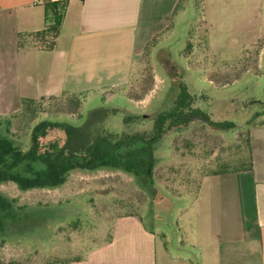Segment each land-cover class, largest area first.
<instances>
[{
    "label": "rangeland",
    "instance_id": "1",
    "mask_svg": "<svg viewBox=\"0 0 264 264\" xmlns=\"http://www.w3.org/2000/svg\"><path fill=\"white\" fill-rule=\"evenodd\" d=\"M192 1L193 6L183 1L171 24L136 56L129 75L133 76L131 86L121 89L122 95L116 93L117 89L114 96L108 91L85 93L76 111H71V103L62 97L49 101L44 115L78 122L88 109L106 104L128 108L148 119L160 103L168 104V95L172 97L182 82L190 93L204 94L195 105L206 115L215 120H230L237 128L216 131L201 120L192 121L184 131L165 135L155 150L150 184L138 183L130 174L108 169L74 171L55 188L21 190L11 181L0 182V192L15 199L17 205L69 204L73 214L65 221H46L45 238L15 234L0 241V264L83 260L92 249L113 241L114 220L126 215L136 216L142 230L157 234V241L167 252L188 253L195 207L193 190L188 188V192L182 184L188 183L197 170L207 171L215 166L213 159L219 154L231 158L235 144L245 138V122L264 110V42L241 54L246 46V32L218 25L216 30L209 29L206 36L211 40L209 49L216 54L206 53L201 3ZM122 40L117 53H122L126 46L125 38ZM114 44L104 60L116 66ZM101 65H96L94 71ZM261 120L264 115L255 122ZM33 121L29 113L4 115L0 117V131L16 142L26 143ZM107 121L109 129L123 128L121 114L110 116ZM134 124L129 126H148L145 120Z\"/></svg>",
    "mask_w": 264,
    "mask_h": 264
},
{
    "label": "crops",
    "instance_id": "2",
    "mask_svg": "<svg viewBox=\"0 0 264 264\" xmlns=\"http://www.w3.org/2000/svg\"><path fill=\"white\" fill-rule=\"evenodd\" d=\"M58 1L66 7L56 46L39 50L19 48L16 40L19 32L43 27L44 6L39 0H0V116L18 111L22 97L122 95L136 56L171 24L178 2ZM201 10L206 53L216 54L206 36L218 25L246 32L245 47L264 42V0H201ZM122 37L126 46L117 53ZM113 44L116 66L104 60ZM248 132L252 169L206 176L191 200L194 230L187 254L167 252L157 234L126 215L114 220L111 243L83 260L53 264H264V125H251Z\"/></svg>",
    "mask_w": 264,
    "mask_h": 264
},
{
    "label": "trees",
    "instance_id": "3",
    "mask_svg": "<svg viewBox=\"0 0 264 264\" xmlns=\"http://www.w3.org/2000/svg\"><path fill=\"white\" fill-rule=\"evenodd\" d=\"M183 1L193 6L192 0H178L174 13ZM39 2L44 6V25L37 30L19 32L16 40L19 48L27 46L52 50L56 46L66 1ZM258 44L260 47L262 42L244 47L240 53H246L248 48ZM132 77L125 85L128 88L131 86ZM198 94L190 93L187 86L179 82L172 97L168 95V104L164 106L163 102L160 103L155 114L148 119L125 107L101 104L88 109L83 119L78 122L49 118L44 113L49 101L62 97L71 103V111H76L83 103V93L22 97L19 110L9 115L29 113L34 121L26 143L16 142L14 138L0 131V182L11 181L21 190L55 188L65 183L74 171L108 169L130 174L138 183H153L155 150L161 139L171 132L186 130L192 121H201L188 118V115H203L207 119L206 124L216 131L237 128L230 120H215L206 115L195 105L197 100L204 97V94H199V98ZM116 114L122 115L123 128L120 131L108 128L107 119ZM263 115L264 110L256 112L245 122V138L235 144V152L231 158H224L219 154L213 159L215 166L207 171L197 170L188 183L182 184L188 192V188L193 190V199L197 197L206 176L252 169L248 129L254 124L264 125V120L255 122L257 117ZM143 120L148 122V126H129ZM69 215H73L69 204L17 205L15 199L0 192V241L15 234L45 238L43 235L46 229L43 224L46 221H65Z\"/></svg>",
    "mask_w": 264,
    "mask_h": 264
},
{
    "label": "water",
    "instance_id": "4",
    "mask_svg": "<svg viewBox=\"0 0 264 264\" xmlns=\"http://www.w3.org/2000/svg\"><path fill=\"white\" fill-rule=\"evenodd\" d=\"M187 117L191 119H200L202 121H207V119L201 114H190Z\"/></svg>",
    "mask_w": 264,
    "mask_h": 264
}]
</instances>
